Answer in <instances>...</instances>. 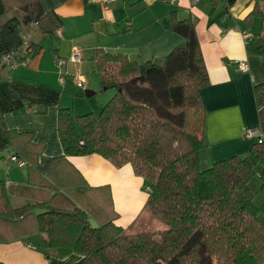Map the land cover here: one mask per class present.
<instances>
[{
  "label": "trees",
  "instance_id": "obj_1",
  "mask_svg": "<svg viewBox=\"0 0 264 264\" xmlns=\"http://www.w3.org/2000/svg\"><path fill=\"white\" fill-rule=\"evenodd\" d=\"M251 2L261 27L246 50L259 53L264 0ZM15 11L22 17L0 25V56L19 45L23 27L34 23L51 36L61 24L56 15L43 12L38 0H0V17ZM169 30L184 45L170 51L162 65L140 64L121 53L103 52L97 58L101 89L114 95L99 113L58 109L62 155L44 164L33 151L9 155L44 178H39V190L6 189L0 180V243L39 235L47 257L74 253L81 257L75 264H264L262 209L249 187L257 174L264 193V143H254L245 157L200 169L206 111L199 91L209 85L208 75L193 21L173 19ZM39 51L31 42L25 60ZM253 91L263 130L264 84ZM93 155L116 168L130 165L143 179L147 229L126 233L116 225L110 188L89 186L69 162ZM13 194L40 202L13 208ZM36 209L49 212L36 215ZM89 219L99 227L92 228Z\"/></svg>",
  "mask_w": 264,
  "mask_h": 264
},
{
  "label": "crops",
  "instance_id": "obj_2",
  "mask_svg": "<svg viewBox=\"0 0 264 264\" xmlns=\"http://www.w3.org/2000/svg\"><path fill=\"white\" fill-rule=\"evenodd\" d=\"M38 1L44 13L60 19V27L51 36L36 30L32 44L40 51L27 59L26 67H6L0 74V180L12 188L39 190V178L44 175L38 177L27 168V178L17 175L18 168L8 162L10 154L29 156L35 152L37 162L46 160L43 164L62 155L58 109L67 107L58 93L54 60L67 64L77 55L79 60L68 68L76 66L78 72L92 73L97 72L96 61L103 52L125 54L140 64L164 62L170 51L184 45V40L169 30L173 19L193 21L208 75L209 85L199 91L206 111L205 162L247 156L256 142L244 138L246 130H259L264 140L253 91L255 85L264 84V46L259 53L246 50L247 42L261 27L259 17L252 15L251 0H141L144 7L137 13L131 8L136 0ZM158 1L173 5L158 6ZM244 34L249 35L247 41ZM241 62L247 64L246 73L240 71ZM69 162L89 186L110 188L118 214L116 225L126 230L140 221L147 190L130 165L116 168L98 155L71 157ZM9 168H14L11 173ZM10 199V203L18 202L11 203L13 208L40 202L14 194ZM39 239L38 244L32 237L0 243V262L75 264L81 259L74 253L61 259L47 257Z\"/></svg>",
  "mask_w": 264,
  "mask_h": 264
},
{
  "label": "rangeland",
  "instance_id": "obj_3",
  "mask_svg": "<svg viewBox=\"0 0 264 264\" xmlns=\"http://www.w3.org/2000/svg\"><path fill=\"white\" fill-rule=\"evenodd\" d=\"M156 4H158V6H161L162 4H165L166 6H172L173 5L169 2L168 3H162L161 1H158ZM143 7H144V1L136 0V3L133 4L131 8L135 13H137ZM11 17L20 18L21 12L15 11L13 14L0 17V25L3 23V21H5L6 19L11 18ZM26 30L27 29L22 28L21 35H23ZM125 39H126V37H124L122 39V41H124ZM58 62H63V66H60L58 64ZM71 63H72V61H71ZM71 63L67 62V64H66V61L61 60V59L54 60V66H56V69H57V74H56L55 78H56V82H57L58 86L60 87V89L58 88L59 89L58 93H60L61 96H63V99H62L63 104H66V107L70 108L76 115H84V114H87L89 112L99 113L101 111L102 107L113 97L114 91L113 90L103 91L101 89L100 77H99L97 72L92 73L91 70H89L88 72L85 70L78 72L76 66H73V67L71 66L69 69L68 65ZM156 63L157 64L159 63L158 65L163 64V62H156ZM73 64H74V62H73ZM17 68H15V69L18 70ZM67 68H68V71H67ZM79 73L82 74L84 76V79H85L84 80L85 83L82 86H78L75 83H72L73 82L72 78H74ZM60 77L63 78V80H64L63 83H59ZM90 78H92V79L89 82L88 80ZM49 81H50V79H49ZM87 91L92 92L95 95L87 98L86 97ZM262 110H263V118H264V108ZM262 129H263L262 131L264 134V121H263ZM205 160L206 159H205V157H203V152H201L200 157H199V166H200L201 170L207 169L208 167L211 166V164L206 163ZM39 163L43 164L41 158H39ZM11 169H14V168H9V173H11ZM257 171H259V170H257ZM16 172H17V175L22 174V170L17 169ZM30 184H31V182H30ZM249 187H250V190L253 194L254 204L257 207L262 209L259 213V218L262 221V223L264 224V193L260 189L261 180L259 178V175L256 174L252 177V179L250 180ZM11 203L13 205H15V203L18 204V202H14V201H11ZM146 221H147V215H146L145 211L143 210V214H142V217L140 218V221L136 222L133 226L128 227L125 230L126 233H134L140 229H147ZM39 238H40L39 235H35L32 237V241L37 243V241L40 240Z\"/></svg>",
  "mask_w": 264,
  "mask_h": 264
},
{
  "label": "built area",
  "instance_id": "obj_4",
  "mask_svg": "<svg viewBox=\"0 0 264 264\" xmlns=\"http://www.w3.org/2000/svg\"><path fill=\"white\" fill-rule=\"evenodd\" d=\"M102 1H107V0H102ZM174 1V0H171ZM36 31V25L30 24L27 27V30L24 32V34L21 37V41L18 46L15 48L11 49L7 53L3 54L0 56V74L4 68H9V69H15L17 67H26L27 66V61L25 60L26 54L29 51V46L32 42V36ZM243 38L245 41L249 39V35L244 34ZM79 60L77 55H73L71 57L72 62H77ZM60 66H63V62H58ZM240 71L243 73H246L248 68L247 64L241 62L239 64ZM84 76L82 74H77L74 78L73 81L76 85L82 86L85 81H84ZM63 78H59V83H63ZM244 138L248 140H255L256 144H262L264 140L262 139V135L259 130L257 129H249L244 132ZM8 162L14 164L18 169H24L27 167L26 162L18 159L15 156H8ZM10 184L5 183V188H9Z\"/></svg>",
  "mask_w": 264,
  "mask_h": 264
},
{
  "label": "water",
  "instance_id": "obj_5",
  "mask_svg": "<svg viewBox=\"0 0 264 264\" xmlns=\"http://www.w3.org/2000/svg\"><path fill=\"white\" fill-rule=\"evenodd\" d=\"M93 94L91 92H86V97L89 98V97H92ZM46 160L42 159V162H45ZM22 175L24 178H27V169H23L22 170ZM49 210L47 209H36L35 210V214L36 215H41V214H45V213H48ZM89 224L91 225L92 228L94 229H97L99 226L98 224L93 220V219H89L88 220Z\"/></svg>",
  "mask_w": 264,
  "mask_h": 264
}]
</instances>
